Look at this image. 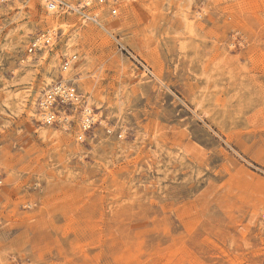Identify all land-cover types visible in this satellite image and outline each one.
<instances>
[{
	"label": "rangeland",
	"instance_id": "1",
	"mask_svg": "<svg viewBox=\"0 0 264 264\" xmlns=\"http://www.w3.org/2000/svg\"><path fill=\"white\" fill-rule=\"evenodd\" d=\"M116 1L0 6V264H264V0Z\"/></svg>",
	"mask_w": 264,
	"mask_h": 264
},
{
	"label": "built area",
	"instance_id": "2",
	"mask_svg": "<svg viewBox=\"0 0 264 264\" xmlns=\"http://www.w3.org/2000/svg\"><path fill=\"white\" fill-rule=\"evenodd\" d=\"M14 1L15 0H0V6L9 5ZM42 1L49 13L76 14L79 15L82 20L94 23H98L99 20V15L92 13L94 9L96 11L98 8L100 9V7L112 2L113 5L110 12L112 15L117 13V10L115 9L117 4L116 0H75L74 2L70 0ZM54 32L55 31H49L33 38L28 45L27 52L29 54H35L45 50L52 52V48L57 39V34ZM75 59V56L64 59L61 66L62 71H67ZM84 104L85 102L83 97L73 87H69L67 84L59 82L46 91L44 98L41 101L40 106L43 121L48 125L65 124L67 122V118H64V115H60L63 108L71 106L78 109L77 106ZM86 109L87 108L85 106L81 117V130L83 133L87 132L93 124L91 112L89 111V113H86ZM80 140H83V135L80 136ZM1 184L2 180L0 176V186Z\"/></svg>",
	"mask_w": 264,
	"mask_h": 264
},
{
	"label": "bare ground",
	"instance_id": "3",
	"mask_svg": "<svg viewBox=\"0 0 264 264\" xmlns=\"http://www.w3.org/2000/svg\"><path fill=\"white\" fill-rule=\"evenodd\" d=\"M70 44H71V43H70ZM70 44H69V45H70ZM68 48H69V47H68ZM89 111H90L89 109H86V113H89Z\"/></svg>",
	"mask_w": 264,
	"mask_h": 264
}]
</instances>
